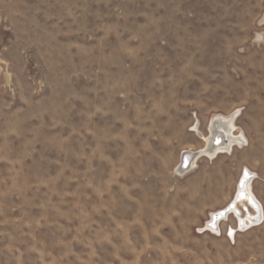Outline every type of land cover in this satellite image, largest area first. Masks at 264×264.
<instances>
[{
  "label": "rangeland",
  "instance_id": "rangeland-1",
  "mask_svg": "<svg viewBox=\"0 0 264 264\" xmlns=\"http://www.w3.org/2000/svg\"><path fill=\"white\" fill-rule=\"evenodd\" d=\"M263 45L264 0H0V264H264V224L204 231L176 173L195 126L264 106ZM253 128L226 166L264 201Z\"/></svg>",
  "mask_w": 264,
  "mask_h": 264
},
{
  "label": "bare ground",
  "instance_id": "bare-ground-1",
  "mask_svg": "<svg viewBox=\"0 0 264 264\" xmlns=\"http://www.w3.org/2000/svg\"><path fill=\"white\" fill-rule=\"evenodd\" d=\"M235 118L236 115L225 118L223 115H213L209 126V133L206 136L199 132L198 126H195L193 130L200 138L204 139L205 145L199 151L187 152V158L184 159V166L182 167V161H180L176 173L180 177L182 175L185 176L197 168V161L200 158L208 157L212 159L214 155L231 153L235 146H242L245 139L243 135L242 137L235 135ZM212 144L215 145L213 149ZM241 176L242 180L241 182H239L240 179L238 181L239 187L237 186V194L233 197V200L225 208L211 212L207 223L203 226L205 228L204 231H210L216 234L221 233V223L228 221L231 215L237 219V226L228 229L232 235L234 233L237 235L238 229H249L250 226L262 221L264 208L253 190V183L257 178V174L250 168H247L244 172L243 167Z\"/></svg>",
  "mask_w": 264,
  "mask_h": 264
},
{
  "label": "crops",
  "instance_id": "crops-1",
  "mask_svg": "<svg viewBox=\"0 0 264 264\" xmlns=\"http://www.w3.org/2000/svg\"><path fill=\"white\" fill-rule=\"evenodd\" d=\"M261 48H264V45L261 46ZM261 66H262L263 73L257 74V75H258V79L261 78V80L264 81V61L261 63ZM259 76H261V77H259ZM245 110L241 108L240 110L236 111L235 113L232 112V113L227 114V115L223 114L224 118L227 117L228 115L229 116L237 115V117L235 118L236 119L235 124L237 125V129L239 131L238 133L240 134V136L242 137V135H243L245 138V141H244L245 145L237 146L234 149V151L231 153H227V154L219 153V154H217V156L214 155L212 159L208 158V157L201 159L200 162L202 160H204L205 163H208V167L210 165H212V167H214L216 165L215 168H212V169H207L208 167L206 169L198 168L196 170H193L191 175L189 174L186 176V177L192 176V178L194 179L193 184L197 185L198 188L204 189L205 187L208 186L209 189H211V191H212L211 193H205V195L202 196V198H201L205 202V208L209 210V213H211V211H215V210H218V209H221L223 207L228 206V204L233 200L234 195L237 194L236 191H237V188L239 187V185L237 187V182L239 179L241 180L242 176H240L241 175V173H240L237 181L234 183V186H233L232 173H231L230 169H227L226 159H230L231 157H233V155L235 154L236 151L242 152V151H245L246 149L250 148L251 146L255 145V143L253 141L254 140L253 125L255 123L258 125V129H257L258 132L264 131V106H262L260 108V110L258 109V111H248V109H247V111L245 112ZM219 115H222V114H219ZM198 122L201 125L203 123L202 120H200V119ZM260 124H262V125H260ZM254 133H255V130H254ZM256 174L258 176L257 180H259L260 175L258 173H256ZM186 177H183L181 179H185ZM257 180H256V182H257ZM255 183L253 185V190H254L256 196L259 198V201L263 205V208H264V201L257 194V191L255 189ZM217 193H220V195ZM232 220H234V218L231 217L229 221H226V223L230 222ZM262 224H264V217L262 218V221L259 223L258 226H261ZM258 226L253 225V227H258ZM249 230L250 229H246L244 231L241 230L240 233H245ZM222 236H223V230H222V233H219L217 235V237H222Z\"/></svg>",
  "mask_w": 264,
  "mask_h": 264
},
{
  "label": "water",
  "instance_id": "water-1",
  "mask_svg": "<svg viewBox=\"0 0 264 264\" xmlns=\"http://www.w3.org/2000/svg\"><path fill=\"white\" fill-rule=\"evenodd\" d=\"M226 141V140H225ZM214 144H215V142H214ZM214 144H212V149L215 147V145ZM187 152H183V156H182V162H181V164H182V167L184 166V159H186L187 158ZM186 155V156H185Z\"/></svg>",
  "mask_w": 264,
  "mask_h": 264
},
{
  "label": "built area",
  "instance_id": "built-area-1",
  "mask_svg": "<svg viewBox=\"0 0 264 264\" xmlns=\"http://www.w3.org/2000/svg\"><path fill=\"white\" fill-rule=\"evenodd\" d=\"M235 235H236V233H234V235H232V234H231V231H230V230L228 231V236H229V238H230L231 240L234 239Z\"/></svg>",
  "mask_w": 264,
  "mask_h": 264
}]
</instances>
